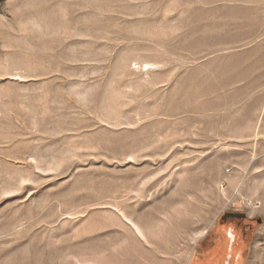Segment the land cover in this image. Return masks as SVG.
Here are the masks:
<instances>
[{"label": "rangeland", "instance_id": "obj_1", "mask_svg": "<svg viewBox=\"0 0 264 264\" xmlns=\"http://www.w3.org/2000/svg\"><path fill=\"white\" fill-rule=\"evenodd\" d=\"M0 264H264V0H0Z\"/></svg>", "mask_w": 264, "mask_h": 264}, {"label": "water", "instance_id": "obj_2", "mask_svg": "<svg viewBox=\"0 0 264 264\" xmlns=\"http://www.w3.org/2000/svg\"><path fill=\"white\" fill-rule=\"evenodd\" d=\"M227 216H230V215L228 214ZM227 216H226V217H227ZM226 217H225L224 219H226Z\"/></svg>", "mask_w": 264, "mask_h": 264}]
</instances>
